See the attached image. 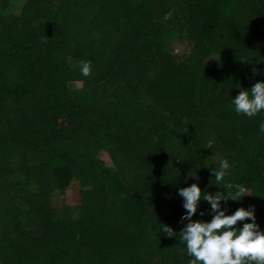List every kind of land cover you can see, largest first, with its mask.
Instances as JSON below:
<instances>
[{"label":"trees","instance_id":"trees-1","mask_svg":"<svg viewBox=\"0 0 264 264\" xmlns=\"http://www.w3.org/2000/svg\"><path fill=\"white\" fill-rule=\"evenodd\" d=\"M263 58L264 0H0V264H189L192 183L264 230Z\"/></svg>","mask_w":264,"mask_h":264},{"label":"clouds","instance_id":"clouds-1","mask_svg":"<svg viewBox=\"0 0 264 264\" xmlns=\"http://www.w3.org/2000/svg\"><path fill=\"white\" fill-rule=\"evenodd\" d=\"M80 73L85 77L90 75L89 61L80 62ZM231 106L236 114L247 117L264 111V81H257L249 90L241 89L231 99ZM259 132L264 133V121L259 124ZM229 167V162L222 159L218 167L211 168L217 184L224 180ZM177 194L182 198L184 209L181 221H187L178 233L179 242L185 255L191 258L189 264H264V230L257 223L255 207H239L227 214L229 210L224 206L228 201H243L250 194L246 186L225 183L223 191H207L202 195L198 184L192 183L178 188ZM201 201L209 205V220L192 219ZM204 215V211L199 212V216ZM238 222H242V226H236ZM161 229L168 237L177 235L167 225L162 224Z\"/></svg>","mask_w":264,"mask_h":264},{"label":"rangeland","instance_id":"rangeland-1","mask_svg":"<svg viewBox=\"0 0 264 264\" xmlns=\"http://www.w3.org/2000/svg\"><path fill=\"white\" fill-rule=\"evenodd\" d=\"M21 2L23 3V1H21ZM177 51H183V48H179V49H177ZM263 60H264V58H263ZM260 64H262V63L260 62ZM81 86H82L81 84H77L76 88H81ZM100 157L109 167L113 166L111 160L108 158V156L106 154H102Z\"/></svg>","mask_w":264,"mask_h":264}]
</instances>
